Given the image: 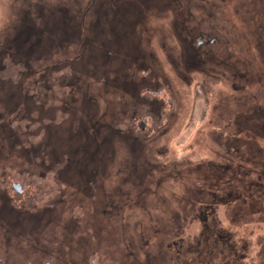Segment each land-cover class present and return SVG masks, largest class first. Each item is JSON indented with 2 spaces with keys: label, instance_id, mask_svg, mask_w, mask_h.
<instances>
[{
  "label": "flooded vegetation",
  "instance_id": "flooded-vegetation-1",
  "mask_svg": "<svg viewBox=\"0 0 264 264\" xmlns=\"http://www.w3.org/2000/svg\"><path fill=\"white\" fill-rule=\"evenodd\" d=\"M82 1L11 0L0 264H264V242L250 257L218 230L264 215V0ZM193 93L197 142L173 154ZM161 134L173 162L150 166Z\"/></svg>",
  "mask_w": 264,
  "mask_h": 264
},
{
  "label": "rangeland",
  "instance_id": "rangeland-1",
  "mask_svg": "<svg viewBox=\"0 0 264 264\" xmlns=\"http://www.w3.org/2000/svg\"><path fill=\"white\" fill-rule=\"evenodd\" d=\"M62 1V0H61ZM91 1V6H94V1L93 0H84L82 1V5L84 4V6H88L87 3H90ZM97 1H102V0H95ZM106 1V0H105ZM109 5H112V3L114 2H120L121 0H107ZM125 1V0H122ZM127 1H132L135 3H139L138 1L140 0H127ZM86 3V4H85ZM138 6H141L140 4ZM148 12L150 10H147ZM77 12H72L73 17L76 16ZM144 15L146 14V12H143ZM78 15H82L81 12H78ZM133 15V14H130ZM149 17H150V12L148 13ZM155 15H159L161 16V14H157L155 13ZM167 17L166 21L168 22L171 19V14L167 13L166 14ZM13 16V9H12V3L11 0H0V44L1 42H3L4 37L6 36L7 33L13 32L12 30V26H11V18ZM158 16V17H159ZM149 17H147V15L145 16L143 20L145 22V26L147 25H154V27L156 28L158 24L162 23L161 18L159 17L158 19H154L155 17H153V19H149ZM149 20H148V19ZM129 19H132L129 17ZM147 24V25H146ZM142 24L140 23L138 26H141ZM148 26V27H149ZM148 49L150 50V46L148 47ZM196 84V83H194ZM199 85V84H198ZM212 87H209L208 89V95L210 93V90ZM214 88V87H213ZM182 90V88H179ZM187 89H184L183 95H187ZM210 97V96H209ZM212 97V96H211ZM193 98V101H192ZM195 93H193V97H190V99H188V101H192L191 103H189V107L190 105L192 106V108L188 109V117H186V119L184 120L185 123V128H187V130L184 132L179 131L175 137H173L172 142H168L169 138H167L166 140L162 139V141H157L158 139L160 140V138H164L163 135L161 134L159 137H156L154 139H152V141H147L146 145L144 146V149H148L149 150V154L146 157L142 156V161L146 162V164L150 163L151 165L154 166H158V167H164L165 165H167L168 163H172L173 160L171 158H168V156H166L167 154L165 153V147H167L168 143L170 146V151L174 154V149L179 150L180 155H182L183 152V148L186 147V145L189 144H196L192 138L194 136V133H196V128L200 127V122L199 121V116H204V112L205 110H200L199 108L201 107V104H203L204 100L202 97H200L198 99V101H195ZM197 102V103H196ZM192 109V111H191ZM190 111V112H189ZM202 111V112H201ZM191 113V114H190ZM188 118V120H187ZM202 118V117H201ZM202 121H204L205 119H201ZM108 121V120H106ZM198 121V122H197ZM199 123V125L191 132V129L193 128V126ZM167 133L165 135L168 134V130H166ZM184 132V133H183ZM191 132V134H190ZM183 133V134H182ZM182 134V135H181ZM190 134V135H189ZM164 135V136H165ZM188 136V138L186 139V136ZM173 144V146H172ZM151 148V149H150ZM198 145H194L193 146V150L189 153H191V155H194V151L198 150ZM160 150V151H157ZM114 154L113 157L111 158V164L113 165L112 169H116L119 164L118 161H120L119 163H121V159L124 158V151H123V146H121L120 142H116L115 144V148H114ZM179 159V158H176ZM113 162V163H112ZM148 162V163H147ZM112 167V166H111ZM167 190V189H166ZM168 190L172 191V188H168ZM165 191V190H164ZM162 197H167V193H164L162 191V193L160 192V194ZM177 195V194H176ZM224 210V208H223ZM220 217L222 218L223 216L220 214ZM199 222H189L187 224V227L185 228L183 235H182V239H184V241L189 242L191 244V240L192 238L198 234V230H199ZM228 227V231L229 232H233L234 235V242L237 244L235 245L237 249H239L240 245L246 244V255L250 256V257H254L257 255L258 253V249H259V244L264 242V215H258V214H251L250 216L246 217L244 219L243 225L240 226H232L231 224H228L227 222H223L222 224H220V227H218V230L220 229H224V228ZM178 237V236H176ZM172 240H176L175 238H173ZM140 242V240H139ZM142 243V242H140ZM225 260H223L222 258H220L219 262H217L218 264L224 262Z\"/></svg>",
  "mask_w": 264,
  "mask_h": 264
}]
</instances>
